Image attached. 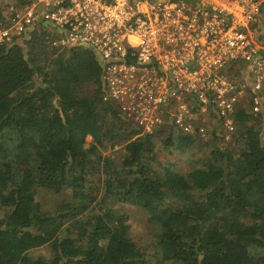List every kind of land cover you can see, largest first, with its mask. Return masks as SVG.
<instances>
[{
    "label": "trees",
    "instance_id": "trees-1",
    "mask_svg": "<svg viewBox=\"0 0 264 264\" xmlns=\"http://www.w3.org/2000/svg\"><path fill=\"white\" fill-rule=\"evenodd\" d=\"M50 39L40 23L0 44V264H264V118L239 106L227 143L221 120L142 135L103 101L101 56ZM177 151L195 152L189 170ZM40 188L71 199L43 210ZM126 207L146 212L151 248Z\"/></svg>",
    "mask_w": 264,
    "mask_h": 264
},
{
    "label": "built area",
    "instance_id": "built-area-1",
    "mask_svg": "<svg viewBox=\"0 0 264 264\" xmlns=\"http://www.w3.org/2000/svg\"><path fill=\"white\" fill-rule=\"evenodd\" d=\"M0 44L47 27L52 47L104 62L103 101L152 134L207 136L249 103L264 118V0H3ZM264 138V131L262 132Z\"/></svg>",
    "mask_w": 264,
    "mask_h": 264
},
{
    "label": "rangeland",
    "instance_id": "rangeland-1",
    "mask_svg": "<svg viewBox=\"0 0 264 264\" xmlns=\"http://www.w3.org/2000/svg\"><path fill=\"white\" fill-rule=\"evenodd\" d=\"M209 132L211 133V125L212 122L208 121ZM206 137V136H205ZM209 139V138H206ZM92 141V137H87L88 144ZM224 143H227V140H223ZM222 144V142H221ZM225 145V144H224ZM122 149H104L103 152L105 154L111 153L112 156L119 157L122 155ZM195 154V152L186 151V153H181L179 151L175 152L168 156L170 162L176 163L181 169L189 170V166L186 164V158ZM196 154H199L196 152ZM188 160V159H187ZM188 162V161H187ZM37 199L41 204V208L47 211H54L58 207H60L61 202L67 201L71 199L70 192H65L61 194L54 193L48 189L40 188L38 190ZM125 211L129 212L132 222V230L135 238H137L143 245L151 248V239L153 234V225L149 224V221L146 217V212L141 209H136L134 207H126ZM150 250V249H149ZM30 254L34 257H42L47 258L53 254V250L50 244L45 246L32 249Z\"/></svg>",
    "mask_w": 264,
    "mask_h": 264
}]
</instances>
